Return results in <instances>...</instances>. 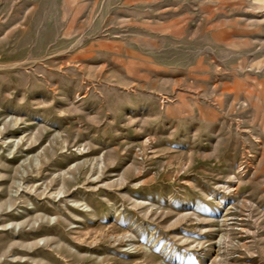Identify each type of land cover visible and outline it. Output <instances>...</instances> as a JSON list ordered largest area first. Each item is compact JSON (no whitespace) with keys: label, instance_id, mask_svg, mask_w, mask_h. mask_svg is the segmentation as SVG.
<instances>
[{"label":"rangeland","instance_id":"obj_1","mask_svg":"<svg viewBox=\"0 0 264 264\" xmlns=\"http://www.w3.org/2000/svg\"><path fill=\"white\" fill-rule=\"evenodd\" d=\"M0 264H264V0H0Z\"/></svg>","mask_w":264,"mask_h":264},{"label":"bare ground","instance_id":"obj_2","mask_svg":"<svg viewBox=\"0 0 264 264\" xmlns=\"http://www.w3.org/2000/svg\"><path fill=\"white\" fill-rule=\"evenodd\" d=\"M102 164V163H101ZM101 167V166H100Z\"/></svg>","mask_w":264,"mask_h":264}]
</instances>
